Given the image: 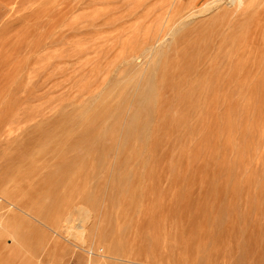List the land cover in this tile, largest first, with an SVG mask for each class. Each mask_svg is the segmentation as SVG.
Segmentation results:
<instances>
[{
	"label": "rangeland",
	"instance_id": "1",
	"mask_svg": "<svg viewBox=\"0 0 264 264\" xmlns=\"http://www.w3.org/2000/svg\"><path fill=\"white\" fill-rule=\"evenodd\" d=\"M212 1L0 0V264H264V0Z\"/></svg>",
	"mask_w": 264,
	"mask_h": 264
},
{
	"label": "bare ground",
	"instance_id": "2",
	"mask_svg": "<svg viewBox=\"0 0 264 264\" xmlns=\"http://www.w3.org/2000/svg\"><path fill=\"white\" fill-rule=\"evenodd\" d=\"M219 3V4H218ZM220 5V0H215L212 1L211 3H207L206 6H204L200 12L201 13H206V12H212L214 9H216L217 7L219 8ZM80 250H82L81 248H79ZM84 250V249H83ZM82 250V251H83ZM60 252V251H59ZM92 254V253H91ZM57 256V255H56Z\"/></svg>",
	"mask_w": 264,
	"mask_h": 264
}]
</instances>
